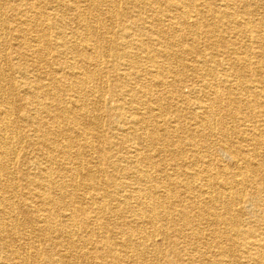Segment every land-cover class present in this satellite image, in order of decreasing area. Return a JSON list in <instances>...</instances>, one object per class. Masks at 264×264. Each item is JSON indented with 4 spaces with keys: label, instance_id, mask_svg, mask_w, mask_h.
<instances>
[{
    "label": "bare ground",
    "instance_id": "bare-ground-1",
    "mask_svg": "<svg viewBox=\"0 0 264 264\" xmlns=\"http://www.w3.org/2000/svg\"><path fill=\"white\" fill-rule=\"evenodd\" d=\"M206 1L0 0V264H264V0ZM105 85L110 141L91 108ZM220 135L231 165L212 154ZM118 145L126 156L93 166ZM163 154L193 160L152 164Z\"/></svg>",
    "mask_w": 264,
    "mask_h": 264
},
{
    "label": "rangeland",
    "instance_id": "rangeland-1",
    "mask_svg": "<svg viewBox=\"0 0 264 264\" xmlns=\"http://www.w3.org/2000/svg\"><path fill=\"white\" fill-rule=\"evenodd\" d=\"M128 1H131V2H137V1H141V0H128ZM44 5H46V3L45 2H42ZM206 3L209 5V6H211V8H213V11H214V8H216V5H218V7L222 4V1L221 0H211V2H207L206 1ZM3 4H4V0H3ZM262 4H263V8H264V1L262 2ZM131 8L132 7H129V9H128V11H127V13L131 10ZM110 10V8H108V7H104V6H100L99 7V9H98V11H97V14L100 16V17H102V19H103V21H104V26H105V28H110V29H112V30H114V31H116V30H118V28L119 27H121L122 26V22H123V16H121V15H118V14H115L112 18H110V17H107L106 18V14H107V12ZM133 11V10H132ZM131 11V12H132ZM131 12H129V13H131ZM127 13L126 14H124L125 16L127 15ZM121 16V17H120ZM127 17V16H126ZM218 28L220 29V31L222 32V34H223V28H222V26H220V25H218ZM232 28H229L228 30H227V37H228V39H230V38H232V37H234L233 35H232V37L230 36V38H229V33H231V30ZM224 35V34H223ZM235 40V38H232L231 39V41H234ZM183 45V46H182ZM181 46L183 47L182 49H184L185 47H192L193 46V44L191 43V42H184L183 44H182ZM198 48L200 49V51L201 52H203V55L204 54H211V53H213L214 51H216V50H212V49H210V47L208 46V45H206V44H203V43H200L199 45H198ZM227 48V47H226ZM215 53V52H214ZM213 53V54H214ZM189 60H186V62H185V65L184 66H180V67H183V68H185V69H183V68H179V70L180 71H182V73H185V71L187 72V73H190V70H191V68H190V65H191V62L192 61H195L196 60V58L193 56V57H191V56H188L187 57ZM218 60L220 61V63L221 62H223V58H220V57H218ZM143 62H141V70H139V72H144L145 73V68H148L149 66H151L152 65V63H150L149 61H145V60H142ZM147 62V63H146ZM222 64V63H221ZM143 69V70H142ZM184 70V71H183ZM218 72H219V70H217L215 73L216 74H218ZM19 74H16L15 72H13L12 73V80H14V83H18V79H19ZM105 77H107V75H105ZM108 79V77L105 79H103L104 81H105V83H106V80ZM197 80H199V81H197L198 83V86H200L201 84H202V82H201V80L200 79H197ZM187 85H190V84H185V86H184V88H183V90H184V92H186V93H188V92H190L191 90H190V88L189 87H187ZM105 89H104V96H105V98L106 99H104L103 100V103L101 104V103H95V104H92V106H91V108H96L97 109V111H98V113L99 114H101V115H106V116H104V117H106V118H104L103 117V119L101 120V127L97 130V133L99 134V136L102 138V140L103 139H107V141H110L111 140V132H113L111 129L113 128V125L115 124V123H113L112 122V118L110 117V116H108V115H110V113H112V112H114V111H116V104H115V102L114 101H112L111 99H112V96H111V94H110V92H108V89H109V87L108 86H106L105 85ZM170 101H172V100H170ZM170 104H171V102H170ZM187 107V106H186ZM128 111V110H127ZM20 112H24V111H20ZM117 112V111H116ZM186 112H187V110H186ZM185 112V113H186ZM188 117V116H187ZM188 119V118H187ZM111 124V125H110ZM117 124V123H116ZM247 124H249V123H247ZM229 127H230V129H231V132L233 131V130H235V132L233 133V138H232V145L233 146H235V148L234 149H239L240 151H246V152H248L249 151V149H248V147L246 146V143L244 142V139H241L240 137H241V134H239L240 133V131H241V129H244V124H239V122H238V120H236V121H232V123H230L229 124ZM236 127H238V128H236ZM219 139L221 140V135L220 136H217V138H215V139H213V140H211V142H210V145H211V147H212V154L213 155H216L217 156V158L219 157V159H221L222 160V164L223 165H231V164H233L234 163V160L236 161V160H238V159H235V158H231V157H229V156H227L226 155V151H225V149H223L222 147H220V144H219ZM102 140H100V141H102ZM100 141H96V143H95V145H100V147H101V149L104 151V153H106V154H109V152H107V150H108V146L109 145H106V144H103V145H101V144H99V142ZM219 144V145H218ZM208 145H209V142H208ZM130 147V146H129ZM23 148H24V146H23ZM236 149V150H237ZM112 150H113V153L114 154H117V155H119V156H115V157H112V156H110V155H108V159L109 160H107V157H106V161L105 160H103L104 161V163L103 164H101V163H96V164H93V166L94 167H96V166H98V167H100V168H109V167H112V165H110L109 164V162H112L113 160H115V159H117V158H119V157H124V156H126V152H125V147H124V149H123V147H120L119 145L118 146H115V147H113L112 148ZM119 150V151H118ZM129 151H131V152H133L134 151V147L133 146H131V148H130V150ZM196 155H204V156H206L207 158H212V157H214L213 155H210V154H208L207 152H205V151H203V148H202V152L201 151H196V152H194ZM219 156H218V155ZM221 154V155H220ZM132 155H136V153H134L133 152V154ZM137 156V155H136ZM32 156L30 155V151H29V149H21V151H20V153H17L16 155H14V160H15V163H14V166H13V170L14 171H20L21 172V170L24 168V165H25V163L26 164H28L29 162H30V158H31ZM82 158L84 157V156H81ZM225 158V159H224ZM163 159H164V161H163ZM214 159V158H213ZM193 159H192V157H191V155H189V157H187V159L186 160H180L179 158H174L171 154H163L162 155V157H160V158H156V160H154V162H152V164H154L155 166H157L158 164H160L161 162L162 163H164L165 165H172V164H174V163H184L185 165L187 164V162H191ZM233 160V161H232ZM230 161H232V162H230ZM225 162V163H224ZM221 164V165H222ZM121 166H124L125 164H123V163H121L120 164ZM130 165H134L133 163H130ZM127 166V165H126ZM239 166H243V165H239ZM126 179V178H125ZM129 181V180H128ZM127 182V181H126ZM154 188L156 189V191H157V193H159V191H163V188H157L156 186H158V185H156V183H154ZM126 190H128V189H126ZM22 193L24 194L25 193V191H21L18 195H19V197L21 198V196H22ZM129 193V192H128ZM128 193L126 194V195H128ZM20 198H18V199H20ZM21 200V199H20ZM91 212L94 214V216H96L95 215V210H91ZM114 226H115V224L114 223H112V225H109L108 226V229H110V230H112L113 228H114ZM148 227H150L149 225H147ZM147 226H145L146 228H147ZM144 228V227H143ZM147 230H148V228H147ZM85 235V234H84ZM96 240V242H98V243H100V242H104L105 241V239H104V237L102 236V234H96L93 238H92V241H93V243H94V241ZM190 244V243H189ZM185 244V245H187V248H190L191 246L192 247H194L192 244ZM150 258H151V263H155V264H179V263H177V261H172L170 258H168V257H166V256H164L163 254H161L160 253V255H158V253L157 252H154V253H152V255H150ZM159 260V261H158Z\"/></svg>",
    "mask_w": 264,
    "mask_h": 264
}]
</instances>
